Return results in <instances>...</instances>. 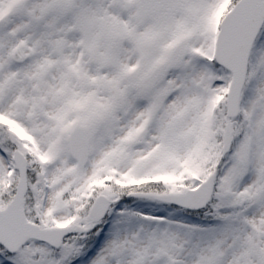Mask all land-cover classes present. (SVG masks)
Here are the masks:
<instances>
[{
  "label": "snow or ice",
  "instance_id": "snow-or-ice-1",
  "mask_svg": "<svg viewBox=\"0 0 264 264\" xmlns=\"http://www.w3.org/2000/svg\"><path fill=\"white\" fill-rule=\"evenodd\" d=\"M0 264H264V0H0Z\"/></svg>",
  "mask_w": 264,
  "mask_h": 264
}]
</instances>
